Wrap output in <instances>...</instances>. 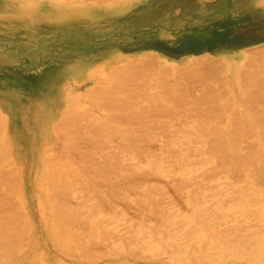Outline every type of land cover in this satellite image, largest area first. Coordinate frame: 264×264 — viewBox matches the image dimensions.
Instances as JSON below:
<instances>
[{
  "label": "rangeland",
  "instance_id": "1",
  "mask_svg": "<svg viewBox=\"0 0 264 264\" xmlns=\"http://www.w3.org/2000/svg\"><path fill=\"white\" fill-rule=\"evenodd\" d=\"M149 57L153 58L150 59ZM173 85H175V87ZM175 92L177 95L174 94ZM62 110L64 111L63 113H65L66 110L68 113L70 111V115L71 113L72 115L66 116L68 113L62 114ZM0 111L2 114L1 118H6H3V123L2 121L0 123V136L2 135L0 137V182H5L0 185V196L3 194V196L0 197V209H3V207L6 209H3V211L0 210V226L2 222L6 224L3 225V227H5L4 229L0 227V235L6 232V239L2 240L3 242L0 239L1 263L3 262V258H5L4 261L6 264H131L132 261V264H167L168 261L170 264L171 259V264H173V262L174 264H179L182 261L184 262L185 257L188 259L187 256L190 255V259H192V256L196 257V259L193 258L194 262H192L193 259L191 260L192 264L202 263L201 261L207 262L205 264H220V260L225 262H221L223 264H247L245 260L250 261V264H264V260L262 259L264 258V213L262 212L264 210V204H262V201H264V166H262L264 165V0H0ZM59 113H61L62 116H59ZM49 117H52V119L49 120ZM59 118L62 122L60 120L57 121L59 122L57 123L56 120ZM62 123H66V125L64 124L61 126ZM64 126L66 128H64ZM52 129L53 132H51ZM67 129L72 130V132L74 131L73 134H75V136L81 135L79 139L80 143H85L86 141L84 140L87 139L88 136V139L90 137L92 138V136H94L93 139H96L95 137L101 139L98 140L100 143L102 142V145L93 144L92 146V143H82V147L84 148H76L79 153L83 152L82 154H86L89 152L91 156V161H86L84 159L85 156H83L82 159L78 160L80 162H76V164H79L82 161L79 165V167L82 165V171L71 167L65 160L66 156L64 153L67 151L72 154L78 153L74 145H72L74 142H71L72 144H69L70 142L65 143L66 140H71L69 137H64V135L67 136ZM124 134H126V137H122ZM108 135H110L111 140ZM146 135H148L147 145L148 142H150L149 140L155 141H151L150 143V145L152 144V148L149 145L152 149V153L149 151V147H145ZM152 135L158 136V138L155 136L152 138ZM68 136L70 135L68 134ZM130 136L131 139L133 137L135 141L138 137V140L143 137V142L136 141V144H138V147L136 146L138 151L136 154L139 157H135L136 154L132 153L134 152V146L136 144L133 143V140H130ZM105 138L107 142L103 143V141H106ZM155 138L158 140H154ZM200 138L206 139L207 142L204 141V143L202 142L203 144H199L203 141L200 140V142H198ZM81 139H83V141ZM221 139L224 141L220 142L222 141ZM208 140L210 142H208ZM235 140L237 141L236 144ZM205 142L207 146H205ZM115 143H118V146ZM142 143L145 144L143 146L144 148L141 147ZM197 144H199L198 147L200 148L197 147ZM4 145L6 146L5 148ZM49 145L52 146L50 147ZM85 145L88 146L87 149H85ZM154 145L159 146L155 147ZM48 146L50 148H47ZM122 147L127 152L131 151V155L128 153L130 157L132 156L131 159L128 158L129 156L125 155L127 152L125 150L123 151ZM158 147H160V149L164 148V150L161 149L160 152H155ZM102 148H108L107 151H111V153L107 151L104 153L105 151H102ZM138 148L141 151H139ZM146 149L151 153H145L147 159L142 153L143 150V152H147ZM213 149L218 152L217 154L220 156L217 155L216 152L213 153ZM223 149L225 153L222 151ZM60 150H63L64 153L63 151L60 153ZM53 151H55V153ZM157 151H159V148ZM220 151L224 155L221 154ZM115 152L120 154H116ZM139 152L140 154H138ZM206 154H208V156H206ZM214 154L217 156H213ZM126 156L130 160L125 158ZM240 156L244 157L241 158ZM105 157H108V163L110 162L109 160H112L107 164L108 167L105 165L107 163L106 161L104 164ZM110 157L111 159H109ZM120 157L121 161L119 160V162L117 160L120 159ZM247 157L250 159V162H246ZM98 158L102 159L99 160ZM113 158L115 160L117 159L116 161L114 160L115 164ZM136 158L141 159H137L136 162ZM227 158L228 160H226ZM97 159L100 161L101 167ZM213 159L219 164L215 163ZM221 159L222 161L224 159V163H222ZM242 159L245 160L243 161ZM40 161L45 163V165H43V163L41 164ZM178 161H180V163H178ZM90 162L93 165L95 164L97 169H103V172L99 170L102 176L107 175L106 177H108L111 173V176H109L110 179L109 177L108 180L101 178L98 180L99 182H97L96 179H99L97 178L99 172H97L98 174L96 172V174H93L94 171L89 167L91 164ZM94 162L98 163L99 166ZM121 162H123L122 164L124 166ZM174 162H177L176 164H178L179 168L175 166L176 164H172ZM119 163L120 167L122 166L123 169L119 167ZM245 163H247L246 167H244ZM86 164H88L87 167L90 170L84 167L87 173L88 171L91 173V176L89 173L87 176V174H85L86 172H84L85 169H83V165ZM103 164L106 166L105 168ZM112 164L113 166L110 168ZM46 165H50L55 171H53L55 174L59 176L61 174L60 177L64 179L63 182H71L68 184L66 182V186L65 184L63 185V190L61 194L58 195L59 199L63 197V200H68V204L70 203L69 206H73L75 210L79 212V216L82 211L84 212L86 210L87 211L84 212L82 216H86L88 212L91 214V210L100 216L98 218L96 214H87V216L90 215L95 217H89L87 220H85V218L83 221L82 219L84 217L81 219L78 216L75 222L76 225H72V228L84 226L83 229L81 228L82 230L85 228L87 229L88 226H92L91 229H93L94 227L92 224H94L97 221L95 219L98 218L101 223L99 222L98 224L97 221L94 226L99 228H95L97 229L95 233L97 232L96 234H98L95 238L99 244L95 242V233L91 239L90 235H92L94 229L90 235L78 229V233L82 232L80 233L81 239L79 237V240H83L81 242H84L85 239L83 237L85 235H82L87 233L89 236H85V238H88L89 241H86L87 243H81V246H75V243H72L74 244L73 248L75 246L74 250L69 244V248H62L63 245L55 242L50 237L49 232L51 227L45 221L50 219V215L47 213L48 211L46 212L48 206L43 202L45 194L39 190V186L43 184L39 174ZM145 165L151 166V168ZM172 165L175 168H173ZM222 165H224V168L226 166V170H223L224 168ZM243 167L247 170V173ZM114 168H116V170H113ZM97 169H95V171ZM107 169L108 171L106 172ZM146 170L147 173L145 172ZM231 170L233 172H231ZM104 171L106 175H103L105 174ZM134 172H136V175ZM230 172L232 174L231 176H229ZM144 173H146V175H144ZM205 173L208 175V178ZM4 174H6V176ZM83 174L86 177L83 176ZM115 176L117 178H115ZM239 176H241L243 180L240 179L241 177ZM111 178L116 180L113 179V181H110L112 180ZM244 178L247 180L250 179V182L245 180L247 186L245 185ZM13 181L16 185H14L15 183ZM185 181H187V183ZM192 181L195 184L191 183ZM240 181L243 182L244 186ZM182 183H184V186H181ZM249 183H251V186H248ZM254 183L255 185L257 184L256 186L258 188L261 185L259 188L261 191L259 189H257L258 191L256 190L257 187H255ZM69 184L70 186H68ZM13 185L15 187H13ZM113 185L116 188H114ZM150 186L155 189H152ZM232 186H235L234 191H236L238 187V189L244 190L246 194L247 191L245 188L247 187L248 189L250 187L249 189H255L257 193L253 190L255 194H252L253 196L250 194V198L247 195V199L244 192L243 194L246 198L243 195L242 197L239 196L242 191L237 190L238 193H236V191L233 194ZM68 188L70 190H68ZM117 188H119V190ZM179 188H181L180 191H182V193L188 189L183 195L185 196L186 194L185 198L187 196L190 197H187L190 202L187 201V203H185V199L182 198L184 196L177 190ZM147 190H152V194ZM229 191L232 192V196L235 197L238 195V200H242L237 201L235 197L234 200L236 201L233 200L234 202H232L233 197ZM112 192L117 194L114 195ZM239 192L241 193L239 194ZM253 192L249 190V193ZM261 192L263 195H261ZM192 195H194V197ZM258 195L259 197H257ZM153 196L155 202L152 199ZM90 197H92L91 200H94V202L96 201L98 206L94 202V204L92 203L91 205L90 203V205L97 206V208L95 207L96 209H98V207L100 209L104 207L101 209L103 211L99 210L100 213H98L99 211L97 210L98 212H95L94 207L88 206L89 208H87ZM155 197H157V199ZM78 198L80 200L79 202ZM102 198H105V201ZM128 198L132 199L129 200ZM228 198L231 199V202ZM97 199H99L101 203ZM120 199L125 203L119 201ZM244 199H246L244 205L246 201V204H248L250 200L249 206L247 205L248 207L246 205L245 207L242 206ZM254 200L259 202L255 203ZM181 201L184 202L182 203ZM191 201H193L194 205ZM8 202H13V205H15L13 206L11 204L10 209ZM82 203L86 210L82 209L84 208ZM98 203L102 206H99L100 204ZM145 203L148 205L146 206ZM154 203H157V205L155 204L156 209L154 208ZM114 204H117V207ZM238 204H241L242 207H240V205L238 206ZM203 207H206V209L207 207L214 208L212 209L214 212L212 211L210 212L211 214H208L209 212H205L206 210ZM143 208L146 209V211ZM153 208L154 211L152 210ZM195 208L198 212L195 211ZM201 208H203V213L201 212ZM211 208H208L209 210L207 211H210ZM258 208L260 209L259 211ZM89 209L91 210L88 211ZM192 209H194L196 213L193 214ZM158 210L159 213L157 212ZM189 210H191L193 214H191L192 218H189V214L191 213ZM250 210L253 211V213L256 212V210L257 212L253 215ZM16 211H19V213L17 214ZM104 211H108V213L105 214V216L107 215V223H105V216L101 213ZM78 212L77 214L75 213V215H78ZM199 212L201 213L199 214ZM10 213H12L11 215H14L15 218L11 216ZM155 213H158V217L154 215ZM101 214L104 217H102ZM159 214H161L162 220H165V223L161 220V217L159 218ZM164 214L166 216H163ZM195 214H199L200 216L198 217V215L196 216ZM19 216L21 220H19V218H17L18 220L16 219V217ZM132 216L137 217V221L133 220ZM195 216L197 220L201 217V219L208 218V220H202V226H200V221L193 220V222L190 223V221H192L191 219H194ZM209 216L211 217L209 218ZM10 217L15 221L10 220L11 222L8 223ZM165 217L171 221L164 219ZM91 219L93 220L91 221ZM100 219L103 220L101 221ZM131 220L136 223L138 222V226ZM172 220L173 223L175 222L174 225L177 228H181V224L184 225V222H186V228L182 227L183 230L188 231L190 228V231L193 232L194 229L199 231L200 228V234H205L203 235L204 239L203 236L198 238L196 234H194L197 230L192 233L196 236L194 237L191 236L190 231H184V233L183 230L179 228V230L177 228L172 229L174 225H167L166 227L168 229L165 228L164 225H166V223L169 224L168 221L173 224ZM188 220L192 227L196 226L194 224H200L198 225L200 227L196 226L193 229L188 223ZM28 221L30 222L28 223ZM153 221L155 222L152 223ZM83 222H87L85 223L87 226L83 224ZM89 222L93 223L89 225ZM145 222L146 228L143 226ZM140 223L142 224V229L144 227L143 230L146 236H144L145 233L141 231V227L139 228ZM150 223L152 224L150 225ZM155 223L158 226L162 225V231L157 225L153 226ZM11 224L13 226H11ZM27 224H31V227ZM77 224H79L80 227ZM148 224L151 226L150 228L155 229L156 233H159L156 234L154 233L155 231H152L151 234L150 230V234L156 236L154 242H152V238H155L154 236H151L149 239L150 234L148 229L150 228H148ZM100 225L102 227H100ZM247 225L249 226L247 227ZM8 226H10V229ZM14 226L19 229H21L22 226L21 232L25 229V235L17 229V231H15V228L13 230ZM203 226H205L204 228H206V226L211 227L209 228V232L207 229L201 228ZM238 227H243V229L245 227V229L247 228L248 230L246 229L244 231L242 228ZM6 228H8L11 233L14 231L12 233L15 235L14 240L12 239L14 236H10L12 234L7 232L8 230ZM102 228L104 232H106L104 237ZM130 228L132 229L130 230ZM156 228L160 231H157ZM212 228L213 230H211ZM219 228H221L222 233L227 228L221 237L218 236V233H214V235L212 233L214 230H216L215 232L218 230L221 232ZM233 228L234 231H232ZM5 229L7 231H5ZM145 229L148 231L146 232ZM235 229L238 230L236 231ZM203 230H206L208 234ZM251 230L256 231V233ZM164 232L166 233L163 237ZM186 232L189 234L188 236ZM199 232H197L198 236H200ZM226 232L231 234L228 235ZM161 233L163 234L161 235ZM209 234L210 236H208ZM215 235H217L218 238ZM223 235L229 236L230 238H228L231 240L229 241V239ZM107 236L110 237L109 239L112 243ZM141 236L144 239H142ZM160 236L162 238H160ZM169 237L172 241L169 240ZM192 237L195 239L198 238V242ZM222 237L223 239L226 238L224 241L228 244L233 242L230 243L231 246L233 245L231 247L232 249L229 248L230 244L228 245L224 241L223 244H219L222 241ZM7 238L10 239L8 240ZM98 238L100 240H98ZM219 238L221 241L218 243ZM22 239L25 240L21 241ZM102 239L105 242L102 241ZM136 239H139V242ZM141 239L147 242L142 243L140 242ZM167 239L170 243L169 241L166 242ZM207 239L210 240L209 245L207 244L208 241H204ZM214 239L216 241H213ZM10 240L13 241L10 243ZM17 240H20V242ZM161 240H164L169 246L166 244V247L163 242L161 243L162 245L159 244L161 247L158 246ZM200 240L204 241V246L207 244L206 246L209 248L206 246L201 248L200 246L203 244ZM4 241H6L7 244L10 243L11 246L9 244L6 245ZM14 241L16 244L13 243ZM101 241L102 243H100ZM121 241H124V244L123 242L121 243ZM135 241L139 243H135L137 248H135L136 245L133 243ZM126 242H128V244ZM148 242H152L151 245ZM186 242L190 245L194 244V246L192 245L194 248H191L190 245L189 247ZM212 242L213 244H210ZM1 243H4V245ZM94 243L96 245L91 248H99L100 252L97 250L96 253V249L92 251L91 248H89V246H93ZM144 243L147 247L143 245ZM85 244L89 245L85 246ZM125 244H127L129 248H127ZM129 244L133 247L135 245L134 248L131 246L133 252L130 250ZM140 244L144 247H140ZM115 245L117 247H115ZM82 246L84 247L82 248ZM157 246L159 249L162 248V246L166 248L167 253L165 252L166 249L164 250V248H162L163 251L161 249L158 250ZM76 247L82 249L78 251ZM107 247H109L110 250L107 249ZM198 247H200L201 250L198 249ZM242 247L243 253L240 251V254L239 250H241ZM101 248L105 249L102 250ZM244 248L245 251L248 249L246 251L247 254L244 252ZM71 249L72 252H70ZM6 250L7 252L5 253ZM149 250L158 252L157 255L160 254L159 251H162L163 254L161 253V255H165H159V257L156 256L155 258V253V255L147 258L150 254ZM216 250L218 253H213ZM105 251L106 253H104ZM235 251H238V253ZM259 251L262 255H258ZM183 252L186 254H183V257L180 256V258L182 257L181 261L179 262L180 259L175 257L177 258L175 263L173 258L176 255L174 254H178L179 257V254ZM147 253L149 254L147 255ZM190 253H193V255ZM81 254L83 258L84 255L88 256L85 257L87 260L85 258L83 259ZM198 254H201L203 257L207 256V258L202 257L201 259L200 257V261ZM98 255L101 256V258ZM146 255L147 257H145ZM218 255L220 256L218 257ZM153 256L154 258H152ZM211 256H213V258L216 257V260ZM255 256L260 257L259 260L258 258L256 259ZM157 257L159 259H157ZM163 257L166 259L168 258L167 261L164 259L165 262H163ZM253 257L256 262H254ZM160 258L162 260H160ZM9 259L14 261H9ZM203 259L207 260L205 261ZM209 260L213 261L209 262ZM57 261L59 263H57ZM189 261L184 263L191 264ZM2 264H4V262Z\"/></svg>",
  "mask_w": 264,
  "mask_h": 264
},
{
  "label": "bare ground",
  "instance_id": "2",
  "mask_svg": "<svg viewBox=\"0 0 264 264\" xmlns=\"http://www.w3.org/2000/svg\"><path fill=\"white\" fill-rule=\"evenodd\" d=\"M149 58H150V57H149ZM152 58H153V57H152ZM152 58H150V59H152ZM154 60H155V59H154ZM146 61H148V60H146ZM146 61H145V62H146ZM152 61H153V60H152ZM136 62H137V61H136ZM150 62H151V61H150ZM129 63H130V62H129ZM131 63H132V62H131ZM152 63H153V62H152ZM127 64H128V63H127ZM165 64H166V63H165ZM128 65H129V64H128ZM166 66H167V65H166ZM168 67H169V65H168ZM168 67H167V68H168ZM173 84H174V83H173ZM158 85H159V84H158ZM164 86H165V85H164ZM173 86L175 87V85H173ZM156 87H157V86H156ZM165 87H166V86H165ZM167 87H169V86H167ZM170 87H171V86H170ZM178 88H179V86H178ZM163 89H164V88H163ZM171 89H172V88H171ZM176 89H177V88H176ZM173 90H174V89H173ZM174 91H175V90H174ZM168 92H169V91H168ZM172 92H173V91H172ZM178 92H179V91H178ZM166 93H167V92H166ZM174 94L177 95L176 92H175ZM164 95H166V94H164ZM172 95H173V93H172ZM166 96H168V95H166ZM170 97H171V96H170ZM170 97H169V99H170ZM174 97H175V96H174ZM172 98H173V96H172ZM53 100H54V99H53ZM38 108H39V107H38ZM59 110H60V109H59ZM37 111H38V110H37ZM39 111H40V110H39ZM66 111H67V110H66ZM66 111H65V113H68V112H66ZM0 112H1V111H0ZM18 112H19V111H18ZM61 112H62V114H65V113H63V112H64L63 110H62ZM71 112H72V111H71ZM62 114L59 113V116H62ZM51 115H52V113H51ZM71 115H72V113H71ZM71 115H70V111H69L68 115H66V116H71ZM59 116H58V117H59ZM1 117H2V114L0 113V123H1V121H2V123H3V118H5V117H3V118H1ZM52 117H53V116H52ZM52 117H51V118L49 117V118H50L49 120H51ZM1 119H2V120H1ZM5 119H6V118H5ZM60 120H61V119L59 118L58 120H56V122H57V121H60ZM61 122H62V120H61ZM61 122H60V123H61ZM63 122H64V121H63ZM57 123H59V122H57ZM51 124H52V123H51ZM51 124H50V125H51ZM64 124L66 125V123H62V125H61V124H60V125L63 126ZM1 125H2V124H1ZM4 125H5V124H4ZM45 125H46V124H45ZM48 125H49V124H48ZM48 125H47V126H48ZM55 125H56V124H55ZM55 125H54V126H55ZM58 125H59V124H58ZM29 126H30V125H29ZM31 126H32V125H31ZM54 126H53V127H54ZM48 127H49V126H48ZM48 127H47V128H48ZM3 128H4V127H3ZM49 128H50V127H49ZM64 128H66V127L64 126ZM64 128H63V129H64ZM61 129H62V128H61ZM2 130H3V129H2ZM46 130H47V129H46ZM67 130H68V131H67ZM67 130H66L67 136L64 135V137H65V138H66V137H69L71 140H70V141H67V140H66L65 143L70 142L69 144H72V143L74 142L72 145H74L75 150H76V152H78V153H73V154H72V153H70V152H68V151H67L66 153H64L63 150H60V153H62L61 151H63V153H64L65 156H66V159H65V160L68 162V163H67L68 165H70L71 167L76 168V169H79L80 171H82V167H81L82 165L80 166L81 168L79 167V165L82 163V161H81V163H79V164H76V162H77L78 160L82 159L83 156H85L84 159H85L86 161H91V156H90L89 152L86 153V154H82L83 152H82V153H79V151H78L77 149H79V148L82 147V143H83V144H86V143H92V146H93V144H101L102 142H101V143L99 142V140H101V139H99V138H97V137H95L96 139H93L94 136H92V138L90 137L91 139H90V138L88 139L89 136L87 135V136H88V137H87L88 141H87V139H85V140H84V141H86L85 143H84V142H81V143H80V142H79V141H80L79 139H80V136H81V135H78V136L76 135V136H75V134H73L74 131L72 132V130H70V129H67ZM0 131H1V130H0ZM51 132H53V129H52ZM51 132H50V133H51ZM70 132H71V133H70ZM2 133H3V131H2ZM46 133H47V132H46ZM0 134H1V133H0ZM68 134H69L70 136H68ZM49 135H50V134H49ZM1 136H2V135H1ZM1 136H0V137H1ZM46 136H47V135H46ZM99 136H101V135H99ZM106 136H107V135H106ZM108 136H109V139H110V135H108ZM146 136H147V138H146V140H145V141H146L145 144L147 143V140H148V135H146ZM152 136H153V135H152ZM154 136H155V135H154ZM154 136H153L152 138H154ZM122 137H126V134H124V136L122 135ZM149 137H150V136H149ZM155 137L158 138V136H155ZM200 137H201V136H200ZM209 137H210V136H209ZM2 138H3V137H2ZM54 138H55V137H54ZM82 138H83V137H82ZM100 138H101V137H100ZM102 138H103V135H102ZM111 138H114V137H111ZM138 138H139V137H138ZM138 138L136 139V141L138 140ZM142 138H143V137H142ZM142 138H140L138 141L143 142L144 140L142 141ZM152 138H149V139H152ZM156 138H155L154 140H156ZM204 138H207V137H204ZM210 138H211V137H210ZM98 139H99V140H98ZM105 139H106V138H105ZM107 139H108V137H107ZM107 139H106L105 142L103 141V143H106V142H107ZM109 139H108V140H109ZM126 139H127V138H126ZM133 139H134V138L132 137V139H131V136H130V140L132 141ZM212 139H214V138H212ZM233 139H234V138H233ZM233 139H232V140H233ZM0 140H1V139H0ZM47 140H48V139H47ZM64 140H65V139H64ZM81 140L83 141V139H81ZM110 140H111V139H110ZM157 140H158V139H157ZM157 140H156V141H157ZM200 140H203V141H201V143H199V144H203L204 141H206V139L204 140V139H201V138H200V139L198 140V142H200ZM221 140H222V139H221ZM136 141L133 140V143L136 144ZM149 141H150V142H148V145L146 144V146H145L146 148L149 147L151 141H152V142H155V141H153V140H149ZM212 141H213V140H212ZM223 141H224V140H222V141H220V142H223ZM235 141H236V140H235ZM5 142H7V141H5ZM33 142H34V139H33ZM71 142H72V143H71ZM98 142H99V143H98ZM198 142H197V143H198ZM202 142H203V143H202ZM206 142H207V141H206ZM206 142H205V146H207ZM208 142H210V141L208 140ZM225 142H226V141H225ZM211 143H212V142H211ZM231 143H232V142H231ZM236 143H237V141L235 142V144H236ZM69 144H68V145H69ZM115 144H116V143H115ZM115 144H113V145H115ZM117 144H118V143H117ZM117 144H116V145H117ZM145 144L142 143V144H141V145H142L141 147L144 148L143 146H144ZM199 144H197V147H198ZM218 144H219V141H218ZM220 144H221V143H220ZM0 145H1V144H0ZM42 145H43V144H42ZM88 145H89V144H88ZM101 145H102V144H101ZM113 145H112V146H113ZM116 145H115V146H116ZM208 145H209V143H208ZM210 145H211V144H210ZM49 146H50V145H49ZM49 146H48L47 148H50L52 145H51L50 147H49ZM54 146H56V145H54ZM54 146H53V148H54ZM83 146H84V145H83ZM89 146H90V145H89ZM99 146H100V145H99ZM117 146H118V145H117ZM119 146H120V145H119ZM136 146L138 147V144H136V145L134 146V147H135V148H134V152H132V153H134V154H136V152H138L137 149H136ZM151 146H152V144L150 145V147H151ZM154 146H155V145H154ZM157 146H159V145H156L155 147H157ZM202 146H203V145H202ZM215 146H216V144H215ZM215 146H214V147H215ZM218 146H219V145H218ZM0 147H1V146H0ZM2 147H3V146H2ZM5 147H6V146L4 145V148H5ZM28 147H29V146H28ZM85 147H86L85 149H87L88 146L85 145ZM113 147H114V146H113ZM113 147H112V148H113ZM150 147H149V148H150ZM161 147H162V145H161ZM197 147H196V148H197ZM216 147H217V146H216ZM216 147H215V148H216ZM220 147H221V146H220ZM57 148H58V147H57ZM66 148H67V147H66ZM76 148H77V149H76ZM82 148H84V147H82ZM82 148H81V149H82ZM96 148H97V147H96ZM109 148H110V147H109ZM118 148H119V147H118ZM120 148H121V147H120ZM122 148H123V147H122ZM139 148H140V147H139ZM139 148H138V149H139ZM151 148H152V147H151ZM151 148H150L149 151L152 153V149H151ZM158 148H159V151H157ZM158 148H157V150H155V152H160L161 149L164 150V148H161V149H160V147H158ZM165 148H166V146H165ZM198 148H200V147H198ZM207 148H208V147H207ZM51 149H52V148H51ZM61 149H62V148H61ZM104 149H106V150H104ZM104 149L102 148L101 150H102V151H105L104 153H106V151H107L108 148H104ZM113 149H114V148H113ZM154 149H156V148H154ZM68 150L70 151L69 148H68ZM116 150H117V149H116ZM118 150H119V149H118ZM124 150H125V149L123 148V151H124ZM144 150H145V149H144ZM144 150H143V151H144ZM146 150H147V149H146ZM196 150H197V149H196ZM196 150H195V151H196ZM198 150H199V149H198ZM204 150H205V149H204ZM211 150H212V149H211ZM213 150H214V149H213ZM229 150H230V149H229ZM229 150H228V152H229ZM232 150H233V149H232ZM234 150H235V149H234ZM45 151H46V148H45ZM57 151H58V150H57ZM65 151H66V150H65ZM120 151H121V150H120ZM125 151H126V150H125ZM139 151H141V150L139 149ZM143 151H142V153L144 154V156H145V153H146V154L149 153L148 150H147V152H146V151L143 152ZM222 151H224V153H225V150H224V149H223ZM53 152L55 153V151H53ZM73 152H74V150H73ZM107 152H110V153H111V151H107ZM126 152H127V151H126ZM153 152H154V151H153ZM202 152H203V151H202ZM206 152H207V151H206ZM212 152L214 153V152H216V151L214 150V151H212ZM220 152H221V151H220ZM220 152H219V153H220ZM226 152H227V150H226ZM232 152H234V151H232ZM68 153H70V154H68ZM115 153H116V152H115ZM122 153H124V152H122ZM128 153H130L129 155H131V151H130V152H127V154H125V155L129 156ZM151 153H149V154H151ZM203 153H204V152H203ZM213 153H211V154H213ZM217 153H218V152H216V154H217ZM64 154H63V155H64ZM116 154H120V153H116ZM134 154H132V155H134ZM138 154H140V152H139ZM143 154H142V155H143ZM149 154H148V156H149ZM154 154H155V153H154ZM156 154H157V153H156ZM190 154H192V153H190ZM200 154H201V153H200ZM216 154H214L213 156H217V155H219V154H217V155H216ZM221 154H223V153L221 152ZM230 154H231V153H230ZM232 154H233V153H232ZM252 154H254V153H252ZM46 155H48V154H46ZM57 155H58V153H57ZM57 155H56V156H57ZM60 155H61V154H60ZM60 155H59V157H60ZM107 155H108V154H107ZM112 155H113V154H112ZM203 155H205V154H203ZM223 155H224V154H223ZM226 155H229V154H226ZM257 155H258V154H257ZM43 156H44V154H43ZM53 156H55V155H53ZM109 156H110V155H109ZM109 156H108V157H109ZM119 156H120V155H119ZM122 156H123V155H122ZM127 156H126L125 158H127ZM206 156H208V154H206ZM219 156H220V155H219ZM255 156H256V153H255ZM62 157H63V156H62ZM108 157H107V158H108ZM111 157H112V156H111ZM111 157H110L109 159H111ZM131 157H132V156H131ZM131 157L129 156L128 158L131 159ZM135 157H139V156L136 154ZM135 157H134V158H135ZM141 157H142V156H141ZM240 157H241V156H240ZM243 157H244V156H243ZM243 157H241V158H243ZM249 157H250V156H249ZM258 157H259V156H258ZM258 157H257V158H258ZM4 158H5V157H4ZM43 158H44V157H43ZM52 158H53V157H52ZM52 158H51V159H52ZM55 158H56V157H55ZM103 158H104V156H103ZM107 158L105 157V159H107ZM128 158H127V159H128ZM145 158H146V156H145ZM175 158H176V157H175ZM215 158H216V157H215ZM220 158H221V157H220ZM225 158H226V157H225ZM5 159H6V158H5ZM45 159H46V158H45ZM49 159H50V158H49ZM98 159H99V158H98ZM98 159H97V161H98ZM100 159H102V158H100ZM100 159H99V160H100ZM105 159H104V164H105V161H106V162L108 161V159H107V160H105ZM130 159H128V160H130ZM132 159H133V158H132ZM137 159H141V158H136L135 161H136ZM142 159L144 160L143 157H142ZM146 159H147V158H146ZM176 159H177V158H176ZM217 159H218V158H217ZM237 159H238V157H237ZM237 159H236V160H237ZM43 160H44V159H43ZM43 160H42V161H43ZM114 160H115V159L113 158V161H114ZM116 160H117V159H116ZM116 160H115V161H116ZM119 160L121 161V157H120V159H118L117 161H119ZM210 160H211V159H210ZM210 160H209V161H210ZM213 160H214V159H213ZM226 160H228V158H227ZM242 160H243V159H242ZM242 160H241V162H242ZM244 160H245V159H244ZM244 160H243V161H244ZM249 160H250V159H248V157H247L246 162L249 161ZM2 161H4V160H2ZM52 161H53V160H52ZM54 161H55V160H54ZM97 161H96V162H97ZM109 161L111 162L112 160H109ZM115 161H114V164H115ZM120 161H119V162H120ZM145 161H146V160H145ZM173 161H174V160H173ZM173 161H172V162H173ZM180 161H181V160H180ZM180 161H178V163H180ZM209 161H208V162H209ZM214 161H215V160H214ZM218 161H219V160H218ZM221 161H222V159H221ZM223 161H224V159H223ZM223 161H222V163H224ZM234 161H235V160H234ZM238 161H239V160H238ZM43 162H44V161H43ZM43 162L40 161L41 164H42ZM78 162H80V161H78ZM96 162H94V163H96ZM98 162L100 163V161H98ZM110 162H109V163H110ZM136 162H137V161H136ZM141 162H142V161H141ZM182 162H184V161H182ZM210 162H211V161H210ZM236 162H237V161H236ZM236 162H235V163H236ZM241 162H240V163H241ZM249 162H250V161H249ZM249 162H248V163H249ZM258 162H259V160H258ZM0 163H1V161H0ZM2 163H3V162H2ZM87 163H88V162H87ZM90 163H91V162H90ZM90 163H89V164H90ZM102 163H103V161H102ZM109 163L107 162L105 165L108 167L107 164H109ZM122 163H123V162H121V164H122ZM176 163H177V162H174V163H172V164H176ZM211 163H212V162H211ZM215 163H218V162L215 161ZM220 163H221V162H220ZM238 163H239V162H238ZM104 164H103V165H104ZM116 164H117V163H116ZM147 164H148V163H147ZM182 164H183V163H182ZM218 164H219V163H218ZM241 164H242V163H241ZM246 164H247V163H245V166H244V167L247 166ZM2 165H3V164H2ZM43 165H45V163H43ZM87 165H88V164L83 165V169H85V171H84V170H83V171L86 172L85 174H87V176H88L89 171H88V173H87L86 168H85V167H87ZM96 165H98V163H96ZM103 165H102V167H103ZM105 165H104V168L106 167ZM122 165H123V164H122ZM138 165H139V164H138ZM138 165H137V166H138ZM143 165H144V164H143ZM143 165H142V166H143ZM150 165H151V164H150ZM152 165H153V164H152ZM216 165H217V164H216ZM216 165H215V166H216ZM225 165H226V163H225ZM235 165H236V164H235ZM242 165H244V164H242ZM248 165H250V164H248ZM255 165H256V164H255ZM0 166H1V165H0ZM11 166H13V165H11ZM39 166H40V164H39ZM39 166H38V167H39ZM70 166H69V167H70ZM84 166H85V167H84ZM98 166H99V165H98ZM110 166H111V167H110ZM110 166H109V167L112 168L113 164L110 165ZM123 166H124V165H123ZM135 166H136V165H135ZM145 166H148V165H145ZM175 166H176L177 168H179V167H178V164H176ZM219 166H220V165H219ZM250 166H252V165H250ZM262 166H264V165H262ZM6 167H7V166H6ZM9 167H10V166H9ZM89 167L92 169V171H94L93 174H94L95 172H96V173L99 172L98 177L96 176L97 178H99V179H96L97 182H99L98 180H100L101 178L104 179V180H108V177L111 176V173L108 172V173H110V175H109L108 177H106V176H107V175H106V172L108 171V169L106 170V172L104 171L105 174H103V175H106V176H102V173H100L99 170H101V171L103 172V169H99V168L97 169V166L95 167V164L93 165L92 163L89 165ZM100 167H101V163H100ZM115 167H116V166H115ZM119 167H120V163H119ZM121 167H122V166H121ZM121 167H120V168H121ZM125 167H126V166H125ZM148 167H149V166H148ZM172 167H173V165H172ZM217 167H218V166H217ZM217 167H216V168H217ZM222 167L224 168V165H222ZM240 167H242V166H240ZM244 167H243V168H244ZM253 167H254V166H253ZM258 167H259V166H258ZM4 168H5V167H4ZM116 168H117V167H116ZM116 168H114L113 170H116ZM139 168H140V166H139ZM145 168H146V167H145ZM149 168H151V166H150ZM173 168H175V167H173ZM235 168H236V167H235ZM249 168H251V167H249ZM262 168H263V167H262ZM35 169H37V168H35ZM57 169H58V168H57ZM93 169H94V170H93ZM95 169H97V170L95 171ZM122 169H123V167H122ZM134 169H135V168H134ZM143 169H144V168H143ZM220 169H221V168H220ZM227 169H228V168H227ZM232 169H233V167H232ZM238 169H239V168H238ZM258 169H259V168H258ZM4 170H5V169H4ZM15 170H16V169H15ZM79 170H78V171H79ZM87 170H90V169L87 167ZM110 170H111V169H110ZM127 170H128V169H127ZM138 170H139V169H138ZM223 170H226V166H225V168H224ZM240 170H241V168H240ZM244 170H245V168H244ZM2 171H3V170H2ZM53 171H54V170H53V168H51L50 165H49V166H48V165L44 166V168L41 170V173H40V171L38 170V172L40 173L39 176H41V177H40V180H41V178H42L41 181H42V183H43V184H41V186H39V187H40L39 190L42 191V192L45 194V198H44V201H43V202H44V204H45V203L47 204V206H48V210H46V212L48 211L47 213L50 215V216H49L50 219L45 220V221H46L47 224L51 227L50 232H49V233H50V237H51L55 242L59 243L60 245H63L62 248H63V247H64V248H65V247H68V244H69V246H71V248H73V245H74V244H72V243H75V246H76V245L79 246L81 243L83 244V243L86 242V241L88 242L89 239L87 238V239H88V240H87V239L85 238V236L88 237V236L90 235V233L93 232V229H94V232L92 233V235H90V236H91V239H92V236L94 235L95 230L97 231V229H95L97 226L95 227L94 224L97 223V221H98V224H99L100 221L98 220V218H99L100 216H98V214L94 213L91 209H89L88 211L91 210V214H92V215H95V214H96V215L98 216V218L95 219V220H97V221H96L94 224H92V223H93L95 220H94L92 223H90L94 218L91 219V221L88 223L89 225L92 224L94 228L91 229L92 226H88L87 229L85 228L84 230H82L84 226H83V227H80L79 224H77V225H79L80 228H77V227H75V228L73 227V228H72V225L74 226L75 222L77 221L76 219H77V217L79 216V212L76 211L75 208H74L72 205H71V206H72L74 209H73L72 207L69 206L70 203L68 204V200H67V201H66V200H63V197H62V198L60 197V199H59V196H58V195L61 194V192H62V190H63V185H64L67 181H66V182H65V181L63 182L64 179H62V177H60L61 174H60V176H59L58 174H55V173H54L55 171H54V172H53ZM57 171H58V170H57ZM257 171H258V170H257ZM7 172H8V171H7ZM84 172H82V173H84ZM138 172H139V171H138ZM145 172L147 173V170H146ZM152 172H154V171H152ZM152 172H151V173H152ZM202 172H203V171H202ZM202 172H201V173H202ZM225 172H226V171H225ZM231 172H233V171L231 170ZM231 172H230V175H229V176L232 175ZM237 172H238V171H237ZM242 172H243V171H242ZM245 172L247 173V170H245ZM252 172H253V171H252ZM258 172H259V171H258ZM5 173H6V172H5ZM14 173H15V172H14ZM96 173H95V174H96ZM108 173H107V174H108ZM126 173H127V171H126ZM134 173H135V175H136V172H134ZM146 173H144V175H146ZM149 173H150V172H149ZM243 173H244V172H243ZM243 173H242V175H243ZM253 173H254V172H253ZM2 174H3V173H2ZM7 174H8V173H7ZM89 174H90V176H91V173H89ZM93 174H92V175H93ZM97 174H98V173H97ZM130 174H131V173H130ZM228 174H229V172H228ZM239 174H240V173H239ZM256 174H257V173H256ZM4 175L6 176V174H4ZM81 175H82V174H81ZM128 175H129V174H128ZM131 175H132V174H131ZM152 175H153V174H152ZM201 175H202V174H201ZM205 175H206V173H205ZM248 175H249V173H248ZM248 175H247V176H248ZM250 175H252V174H250ZM258 175H259V174H258ZM261 175H262V174H261ZM9 176H10V175H9ZM17 176H18V175H17ZM17 176H16V177H17ZM62 176H63V175H62ZM83 176H85V175L83 174ZM100 176H101V177H100ZM207 176H208V175H206V177H207ZM244 176H245V175H244ZM10 177H11V176H10ZM13 177H14V176H13ZM85 177H86V176H85ZM93 177H94V176H93ZM113 177H114V176H113ZM239 177H241V176H239ZM251 177H252V176H251ZM4 178H5V177H4ZM63 178H65V177H63ZM115 178H117V177L115 176ZM118 178H119V177H118ZM202 178L206 179L205 177H202ZM207 178H208V177H207ZM246 178H247V177H246ZM246 178H244V182H245V180H246V181H249V180H250V179L247 180L248 178H247V179H246ZM8 179H9V178H8ZM12 179H13V178H12ZM16 179H17V178H16ZM16 179H15V180H16ZM65 179H66V178H65ZM109 179H110V177H109ZM111 179H112V180H110V181H113L114 178H111ZM232 179H234V178H232ZM240 179L243 180L242 177H241ZM2 180H3V179H2ZM6 180H7V179H6ZM6 180H4V181H6ZM10 180H11V179H10ZM13 180H14V179H13ZM114 180H116V179H114ZM120 180H121V179H120ZM136 180H137V179H136ZM136 180H135V181H136ZM236 180H237V179H236ZM238 180H239V178H238ZM0 181H1V180H0ZM11 181H12V180H11ZM260 181H261V180H260ZM13 182H14V181H13ZM69 182H70V181H68L67 184H68ZM90 182H91V181H90ZM90 182H89V183H90ZM185 182L187 183V181H185ZM249 182H250V181H249ZM253 182H254V181H253ZM256 182H257V181H256ZM261 182H263V181H261ZM2 183L4 184L5 182H0V185H1ZM11 183H12V182H11ZM14 183H15V182H14ZM18 183H19V182H18ZM70 183H71V182H70ZM86 183H88V182H86ZM86 183H85V184H86ZM180 183H181V182H180ZM191 183H193V181H192ZM191 183H190V184H191ZM240 183L244 186L243 182L240 181ZM258 183H259V182H258ZM6 184H8V183H6ZM91 184H92V183H91ZM91 184H90V185H91ZM183 184H184V183H182V185H181V184H180V185H181V186H184ZM188 184H189V182H188ZM193 184H195V183H193ZM247 184H248V182H247ZM250 184H251V183H249L248 186H251ZM14 185H16V183H15ZM14 185H13V187H15ZM74 185H75V184H74ZM135 185H136V184H135ZM145 185H146V184H145ZM231 185H232V184H231ZM245 185H246V182H245ZM254 185H255V183H254ZM256 185H257V184H256ZM256 185H255V187H257ZM258 185H259V184H258ZM4 186H5V185H4ZM35 186H36V185H35ZM65 186H66V184H65ZM68 186H70V184H69ZM71 186H72V185H71ZM79 186H80V185H79ZM94 186H95V185H94ZM147 186H149V185H147ZM181 186H180V187H181ZM187 186H188V185H187ZM189 186H190V185H189ZM246 186H247V185H246ZM263 186H264V185H263ZM263 186H262V187H263ZM7 187H9V186H7ZM89 187H91V186H89ZM113 187H114V185H113ZM126 187H127V186H126ZM150 187H152V186H150ZM178 187H179V186H178ZM178 187H177V188H178ZM185 187H186V184H185ZM191 187H192V185H191ZM230 187H231V186H230ZM232 187H233V186H232ZM234 187H235V186H234ZM234 187L232 188V189H233V194H234V192H236L237 190H238V191H242V189H241V190L238 189L237 186H236V187H237V188H236V191H234V190H235ZM260 187H261V185L259 186V188H260ZM5 188H6V187H5ZM64 188H65V187H64ZM74 188H76V187H74ZM74 188H73V189H74ZM114 188H116V187H114ZM120 188H121V187H120ZM132 188H133V187H132ZM134 188H135V187H134ZM239 188H240V187H239ZM249 188H250V187H249ZM249 188H248V189H249ZM251 188H252V187H251ZM253 188H254V187H253ZM259 188L257 187L256 190L259 189ZM263 188H264V187H263ZM65 189H66V188H65ZM92 189H94V188H92ZM100 189H101V188H100ZM117 189L119 190V188H117ZM152 189H155V188L152 187ZM156 189H158V188H156ZM180 189H181V188H179V189H177V190L180 191ZM182 189H183V188H182ZM184 189H185V188H184ZM186 189H187V188H186ZM243 189H244V187H243ZM245 189H246L247 193L245 194V192H244V190H243L242 193L239 192V194L241 193V195H239V196L242 197V195H243V196L245 197V195H246V197H247V199H248V196H249L250 194H251V195H252V194H255V193L253 192V190L255 191V189H253V190H252V189H249L250 192L252 191L253 193H249V190L247 189V187H246ZM4 190H5V189H4ZM15 190H16V189H15ZM68 190H70V189L68 188ZM83 190H84V189H83ZM187 190H188V189H187ZM187 190H186V191L183 190V191H185L184 193H186ZM259 190L261 191V189H259ZM13 191H14V190H13ZM71 191H72V190H71ZM77 191H78V190H77ZM89 191H90V190H89ZM95 191H96V190H95ZM132 191H133V190H132ZM147 191H148V190H147ZM151 191H152V190H150V191H148V192L151 193ZM157 191H158V190H157ZM157 191H156V192H157ZM175 191H176V190H175ZM238 191H237L236 193H238ZM257 191H258V190H257ZM257 191H255V192L257 193ZM66 192H67V191H66ZM117 192H118V191H117ZM148 192H147V193H148ZM158 192H160V191H158ZM180 192H181L180 194H182V195L184 194V193H182V191H180ZM229 192L231 193V196H232V192H231V191H229ZM243 192H244L245 195L243 194ZM40 193H41V192H40ZM40 193H39V194H40ZM64 193H65V192H64ZM68 193H69V192H68ZM85 193H86V192H85ZM90 193H91V192H90ZM96 193H97V191H96ZM98 193H99V191H98ZM112 193H113V192H112ZM118 193H119V192H118ZM122 193H124V192H122ZM125 193H126V192H125ZM153 193H154V191H153ZM6 194H7V193H6ZM6 194H4V195H6ZM16 194H17V193H16ZM66 194H67V193H66ZM70 194H71V193H70ZM70 194H69V195H70ZM73 194H74V193H73ZM113 194L115 195V194H117V193L114 192ZM120 194H121V193H120ZM151 194H152V193H151ZM176 194H177V193H176ZM226 194H227V193H226ZM40 195H41V194H40ZM75 195H76V194H75ZM77 195H78V193H77ZM122 195H123V194H122ZM147 195H148V194H147ZM149 195H150V194H149ZM153 195H154V194H153ZM155 195H156V193H155ZM157 195H158V194H157ZM178 195H179V194H178ZM188 195H189V194H188ZM190 195H191V194H190ZM228 195H229V194H228ZM235 195H237V194H235ZM247 195H248V196H247ZM251 195H250V196H251ZM256 195H257V194H256ZM256 195H255V196H256ZM259 195H260V194H259ZM259 195H258L257 197H259ZM261 195H263L262 192H261ZM261 195H260V196H261ZM2 196H3V194H2L0 197H2ZM6 196H7V195H6ZM46 196H47V198H46ZM71 196H72V195H71ZM95 196H96V195H95ZM99 196H100V195H99ZM104 196H105V195H104ZM117 196H118V195H117ZM127 196H128V195H127ZM127 196H126V197H127ZM179 196H180V195H179ZM179 196H178V197H179ZM183 196H184V195H183ZM185 196H186V194H185ZM185 196L182 197V198H184L185 201H186L185 203H187L188 198H190V197L187 196L188 198L186 197V198H187V200H186ZM192 196L194 197V195H192ZM192 196H191V200H192ZM231 196H230V197H231ZM237 196H238V195H237ZM237 196H235V197H236V200H237V201H241L242 199L240 198L241 200H238L239 197L237 198ZM250 196H249V198H250ZM252 196H253V195H252ZM255 196H254V197H255ZM7 197H8V196H7ZM41 197H42V195H41ZM74 197H75V196H74ZM76 197H77V196H76ZM83 197H84V196H83ZM85 197H86V196H85ZM88 197H89V196H88ZM93 197H94V196H93ZM122 197H123V196H122ZM122 197H121V198H122ZM124 197H125V196H124ZM150 197H151V195H150ZM157 197H159V196H157ZM157 197H155V198L157 199ZM227 197H228V196H227ZM232 197H233V198H232V202L236 201V200H234L235 197H234V196H232ZM246 197H245V198H246ZM64 198H65V197H64ZM91 198H92V197L89 198V199H90V202L88 203L89 205H88L87 202H86V204H87V208H89V207L92 205V203L94 202V200H91ZM96 198H97V196H96ZM100 198H101V197H100ZM105 198H106V197H105ZM105 198H104V199L102 198V199L105 201ZM252 198H253V197H252ZM252 198H251V199H252ZM260 198H261V197H260ZM2 199H3V198H2ZM42 199H43V198H42ZM61 199H62V201H61ZM83 199H84V198H83ZM86 199H87V198H86ZM93 199H94V198H93ZM125 199H126V198H125ZM128 199H129V198H128ZM131 199H132V198H130L129 200H131ZM152 199H153V201H154V196L152 197ZM156 199H155V200H156ZM175 199H176V198H175ZM180 199H181V198H180ZM184 199H181V200H184ZM195 199H196V198H195ZM195 199H194V200H195ZM253 199H255V198H253ZM256 199H257V198H256ZM263 199H264V196H263ZM46 200H47V202H46ZM81 200H82V199H81ZM97 200L99 201V199H97ZM117 200H118V197H117ZM135 200H136V199H135ZM139 200H140V199H139ZM141 200H142V198H141ZM147 200H148V199H147ZM228 200L231 202V199H230V198H228ZM233 200H234V201H233ZM245 200H246V199L243 200V205H242V206H244V207H245V205L247 206V205L250 203V200H249V201H248L249 203L246 204V202H247V201H246V202H245V205H244V201H245ZM257 200H258V199H257ZM6 201H7V200H6ZM8 201H9V200H8ZM79 201H80V200H79V198H78V202H79ZM87 201H88V200H87ZM91 201H92V202H91ZM101 201H102V200H101ZM107 201H108V200H107ZM111 201H112V200H111ZM119 201H122V200L120 199ZM143 201H144V200H143ZM156 201H157V200H156ZM229 201H228V202H229ZM252 201H253V200H252ZM254 201H255V203H256V202H259V201H256V200H254ZM4 202H5V201H4ZM13 202H14V201H13ZM13 202H12V203H11V202H8V203H9V207L11 206V204L13 205ZM99 202H100V201H99ZM122 202L125 203L124 201H122ZM131 202H132V201H131ZM140 202H141V201H140ZM154 202H155V201H154ZM178 202H179V201H178ZM181 202L183 203L184 201H181ZM188 202H190V201H188ZM191 202H192V204H193V201H191ZM214 202H215V201H214ZM214 202H213V205H214ZM263 202H264V201H262V204H264ZM2 203H3V202H2ZM16 203H17V202H16ZM80 203H81V202H80ZM90 203H91V205H90ZM94 203H96V201H95ZM94 203H93V204H94ZM100 203H101V202H100ZM100 203H98V204H100ZM106 203H107V202H106ZM132 203H133V202H132ZM149 203H150V202H149ZM185 203H184V204H185ZM235 203H237V202H235ZM240 203H241V202H240ZM251 203H253V202H251ZM0 204H1V203H0ZM4 204H7V203H4ZM71 204H72V203H71ZM110 204H111V203H110ZM112 204H113V203H112ZM145 204H146V203H145ZM155 204L157 205V203H154V205H155ZM192 204H191V205H192ZM211 204H212V203H211ZM215 204H216V203H215ZM241 204H242V203H241ZM241 204H238V206L240 205V207H242ZM7 205H8V204H7ZM14 205H15V204H14ZM14 205H13V206H14ZM96 205H97V203H96ZM106 205H108V204H106ZM114 205H115V204H114ZM116 205H117V204H116ZM116 205H115V206H116ZM147 205H148V204H146V206H147ZM154 205H151V206H154ZM156 205L154 206V208L156 207ZM185 205H186V204H185ZM191 205H189V206L192 207ZM193 205H194V204H193ZM253 205H254V204H253ZM82 206L84 207V204H83V203H82ZM88 206H89V207H88ZM97 206H98V205H97ZM97 206L94 205V206H91V207H94V208L96 207V208H97ZM99 206H102V205L100 204ZM143 206H144V205H143ZM236 206H237V204H236ZM248 206H249V205H248ZM248 206H247V207H248ZM251 206H252V205H251ZM256 206H257V205H256ZM256 206H255V207H256ZM2 207H3V206H2ZM45 207H46V206H45ZM75 207H76V205H75ZM80 207H81V206H80ZM110 207H112V206H110ZM113 207H114V206H113ZM116 207H117V206H116ZM136 207H137V206H136ZM193 207H194V206H193ZM211 207H213V206H211ZM211 207H207V209H206V207H205V208L203 207V208L206 210V211L204 210L205 212H207V213L209 212L208 214H211L210 212H212V211H213L212 209H214V208H211ZM255 207H253V208H255ZM5 208H7V207H5ZM12 208H13V207H12ZM78 208H79V207H78ZM96 208H95V212H96L97 210H98V211H99V210H100V211H103V210H101V209H103L104 207H103V208L101 207V209H100L99 207H98V209H96ZM114 208H115V207H114ZM114 208H113V210H114ZM146 208H147V207H146ZM148 208H149V206H148ZM148 208H147V209H148ZM154 208L152 209L153 211H154ZM203 208H201V209H202V210H201L202 213H203ZM208 208H209V209L211 208V210H210V211H207V210H209ZM3 209H4V207H3ZM3 209L1 208L0 210L3 211ZM7 209H8V208H7ZM10 209H11V207H10ZM10 209H9V210H10ZM79 209H80V208H79ZM79 209H77V210H79ZM82 209H85V207L82 208ZM143 209H144V208H143ZM155 209H156V208H155ZM157 209H158V208H157ZM190 209H191V208H190ZM262 209H263V207H262ZM4 210H6V209H4ZM20 210H21V209H20ZM85 210H86V209H85ZM110 210H111V208H110ZM113 210H112V212H113ZM144 210L146 211V209H144ZM150 210H151V207H150ZM192 210H193V214L196 213L195 211L198 212V210H196V208H195V211H194V209H192ZM259 210H260V209L258 208V211H259ZM81 211H82V210H81ZM81 211H80V212H81ZM86 211H87V210H86ZM86 211H84V212H86ZM98 211H97V212H98ZM100 211H99L98 213H100ZM114 211H115V210H114ZM148 211H149V210H148ZM148 211H147V212H148ZM153 211H152V212H153ZM163 211H164V210H163ZM199 211H200V209H199ZM250 211H251V210H250ZM250 211H249V213H250ZM261 211H262V210H261ZM16 212H17V211H16ZM39 212H40V209H39ZM77 212H78V215H75V213L77 214ZM84 212L82 211V213H81L80 216H79L81 219L84 217V218L82 219V221H83L85 218H86L85 220H87V218L89 219V217H90V218L95 217V216H90V215H91L90 212L87 213V214H90L89 216H87V214H86L87 217L84 216V215L82 216V214H83ZM92 212H93L94 214H93ZM104 212H106V211H104ZM104 212H101V213H103V215L105 216V214H107L108 211H107L106 213H104ZM157 212L159 213V210H158ZM165 212H167V211H165ZM189 212H191V210H189ZM201 212H199V214H200ZM213 212H214V211H213ZM251 212H252V214L254 215V214L257 212V210H256V212H254V213H253V211H251ZM262 212L264 213V210H263ZM3 213H4V212H3ZM18 213H19V211L17 212V214H18ZM110 213H111V212H110ZM148 213H149V212H148ZM158 213H157V214H158ZM160 213H162V212H160ZM207 213H206V214L204 213V214H205V215H208ZM1 214H2V212H1ZM5 214H7V213H5ZM11 214H12V213H10V215H11ZM14 214H15V213H14ZM22 214H24V213H22ZM25 214H26V213H25ZM45 214H46V213H45ZM149 214H151V213H149ZM157 214L155 213L154 215H157ZM165 214H167V213H165ZM165 214H164L163 216H166ZM188 214H189V213H188ZM188 214H187V216H188ZM191 214H192V212L189 214V215H190L189 218H190V217L192 218V215H193V214H192V215H191ZM199 214H197L198 217L200 216ZM204 214H203V215H204ZM252 214H251V216H252ZM258 214H259V213H258ZM260 214H261V213H260ZM7 215H8V214H7ZM101 215H102V214H101ZM103 215H102V217H104ZM142 215H143V214H142ZM145 215H146V214H145ZM152 215H153V213H152ZM159 215H160L159 218L161 217V220H162V216H161V214H159ZM167 215H168V214H167ZM195 215H196V214H195ZM197 215H196V216H197ZM263 215H264V214H263ZM0 216H1V215H0ZM8 216H9V215H8ZM11 216H13V217L15 218L14 215H11ZM17 216H18V215H17ZM81 216H82V217H81ZM196 216H195V218H196ZM211 216H212V215H211ZM211 216H209V218H210ZM256 216H257V214H256ZM258 216H259V215H258ZM5 217H6V216H5ZM21 217H22V216H21ZM132 217H133V216H132ZM147 217H148V216H147ZM155 217H156V216H155ZM157 217H158V215H157ZM206 217H208V216H206ZM260 217H261V216H260ZM17 218H19V220H21V219H20V216H19V217H16V219H17ZM106 218H107V215L105 216V223H107V222H106V220H107ZM140 218H142V217H140ZM195 218H194V219H191L192 221H190V223L193 222V220H196V221H200L199 223L201 224L202 220H203V221L208 220V218H206V219H205V218L201 219L202 217H201L199 220H197V218H196V219H195ZM256 218H257V217H256ZM27 219H28V218H27ZM132 219H133V220H136L137 217H133ZM164 219H167V218L165 217ZM204 219H205V220H204ZM254 219H255V218H254ZM1 220H2V219H1ZM4 220H5V219H4ZM10 220L15 221L14 219H12V217H10V219L8 220V221H9L8 223L11 222ZM17 220H18V219H17ZM100 220H101V219H100ZM102 220H103V219H102ZM102 220H101V221H102ZM133 220H131V221H133ZM154 220H155V219H154ZM158 220H159V219H158ZM167 220H170V219H167ZM189 220H190V219H189ZM189 220H188V223H189ZM6 221H7V220H6ZM13 221H12V223H13ZM78 221H79V218H78ZM131 221H130V223H131ZM136 221H137V220H136ZM155 221H156V220H155ZM155 221H153L152 223H154ZM162 221L165 223V220H162ZM170 221H171V220H170ZM170 221H168L169 224L166 223V225H164L165 228H167V227H166L167 225H171V226L174 225L175 222L173 223V220H172V223H173V224H171ZM252 221H253V218H252ZM4 222H5V221H4ZM22 222H23V221H22ZM29 222H30V221H28V223H29ZM133 222H134V221H133ZM142 222H143V221H142ZM148 222H149V221H148ZM156 222H157V221H156ZM166 222H167V221H166ZM176 222H177V224H178V221H177V220H176ZM5 223H7V222H5ZM15 223H18V222H15ZM19 223H20V221H19ZM43 223H44V221H43ZM77 223H78V222H77ZM85 223H87V222H85ZM85 223L83 222V224H85ZM100 223H101V222H100ZM103 223H104V222H103ZM134 223H136V222H134ZM134 223H133V224H134ZM152 223H150V225H151ZM157 223H159V222H157ZM184 223L186 224V222H184ZM190 223H189V224H190ZM241 223H242V222H241ZM246 223H247V222H246ZM254 223H255V222H254ZM24 224H25V223H24ZM31 224H32V223H31ZM31 224H30V225L27 224V225L31 227ZM136 224H137V226H138V222H137ZM136 224H135V225H136ZM140 224H141V223H140ZM140 224H139V228L141 227L140 229H142V224H141V225H140ZM143 224H144V223H143ZM161 224H163V223H161ZM185 224H184V225L181 224V228H179V227H178V228L181 229V230H183V228H186ZM192 224H193V223H192ZM200 224H198V225H200ZM239 224H240V222H239ZM247 224H248V223H247ZM252 224H253V223H252ZM256 224H257V223H256ZM3 225H6V224H3V222H2L0 227L2 228ZM7 225H8V224H7ZM9 225H10V224H9ZM17 225H18V224H17ZM75 225H76V224H75ZM85 225H86V224H85ZM105 225H106V224H105ZM131 225H132V224H131ZM131 225H130V226H131ZM150 225L148 224L149 227H148V226H147V227L150 228V227H151ZM156 225H157L156 223L153 224V226H156ZM159 225H160V224H159ZM194 225H196L197 227L202 226V224H201L200 226H198L197 224H194ZM245 225H246V224H245ZM245 225H242V226H245ZM260 225H261V224H260ZM11 226H13V225L11 224ZM86 226H87V225H86ZM98 226H99V225H98ZM103 226H104V225H103ZM143 226H144V227L146 226V222H145V224H144ZM157 226H158V225H157ZM161 226H162V225H161ZM161 226H158V227H160V228H159L160 230H161ZM171 226H170V227H171ZM177 226H178V225H177ZM190 226L192 227L191 224H190ZM196 226H194V227H196ZM234 226H235V225H234ZM236 226H237V225H236ZM239 226H240V225H239ZM248 226H249V225H247V227H248ZM262 226H263V225H262ZM8 227H9V229H10V226H8ZM100 227H102V226L100 225ZM104 227H105V226H104ZM135 227H136V226H135ZM144 227H143V229H144ZM182 227H183V228H182ZM194 227H192V228L194 229ZM204 227H205V226H203V227H201V228H204ZM245 227H246V226H245ZM245 227H244V229H243V227H238V228H242V229L245 231V230L247 229V228L245 229ZM4 228H5V227H3V229H4ZM14 228H15V226L13 227V230H14ZM27 228H28V227H27ZM76 228H77V229H76ZM81 228H82V229H81ZM97 228H98V227H97ZM145 228H146V227H145ZM174 228L176 229L177 227H175V225H174V227L172 226V229H174ZM178 228H177V229H178ZM187 228H189V227H187ZM209 228H211V227L206 226V228H204V229H207L208 232H209ZM213 228H214V227H213ZM213 228H212L211 230H213ZM231 228H232V227H231ZM260 228H262V227H260ZM3 229H2V230H3ZM6 229L8 230V228H6ZM6 229H5V231H7ZM16 229L19 230V231L21 232L22 226H21V229H19L18 227H16V228H15V231H17ZM23 229H24V228H23ZM74 229H75V230H74ZM78 229H79V231L82 230L83 232H87V233H89V235H87V233H85V234L82 235V236L85 235V236L83 237V238L85 239L84 242H81V241H83V240H79L80 233H82V232L78 233V232H79ZM88 229H91L92 231H91V230L87 231ZM98 229H99V228H98ZM102 229H103V228H102ZM105 229H106V228H105ZM131 229H132V228H130V230H131ZM134 229H135V228H134ZM137 229H138V228H137ZM143 229H142L141 231L145 233V231H144ZM153 229H154V228H153ZM153 229L150 228V229H148L149 231L146 230V229H145V230H146V232L148 231L149 234H150V230H151V234H152V231H153V232L155 231V229H154V230H153ZM156 229H157V231L159 230L158 228H156ZM167 229H168V228H167ZM179 229H178V230H179ZM193 229H192V231H193ZM219 229L221 230V228H219ZM226 229H227V228H226ZM226 229H225V230L223 231V233H222V230H221V232H220L219 230H218L217 232H215V231L217 230V228H216V230L212 231V233H213V235H214V233H218V236L221 237V235L224 234V232L226 231ZM228 229H229V227H228ZM251 229H252V228H251ZM0 230H1V229H0ZM11 230H12V229H11ZM11 230H10V231H11ZM24 230H25V229H24ZM24 230H22L21 233H24ZM100 230H101V229H100ZM160 230H159V231H160ZM195 230H197V229H194V231H195ZM211 230H210V231H211ZM235 230H236V229H235ZM237 230H238V229H237ZM237 230H236V231H237ZM240 230H241V229H240ZM247 230H248V229H247ZM254 230H255V229H254ZM254 230H251V231H254ZM48 231H49V230H48ZM77 231H78V232H77ZM98 231H99V230H98ZM105 231H106V230H105ZM161 231H162V230H161ZM163 231H164V230H163ZM168 231H169V230H168ZM171 231H172V230H171ZM173 231H175V230H173ZM184 231H187V230H183V232H184ZM188 231H190V228L188 229ZM188 231H187V232H188ZM194 231H193V232L190 231L191 236H194V237L197 236L198 238H199V237L201 238L203 235H205V234H203V235L200 234V233H201V232H199V231H200V228H199V231H198V230L196 231V233H194ZM203 231L205 232L206 230H203ZM203 231H202V233H203ZM227 231H228V230H227ZM232 231H234V228H233ZM236 231H235V232H236ZM7 232H9V230H8ZM13 232H14V231H12V233H13ZM20 232H18V233H20ZM137 232H138V231H137ZM187 232H186V234H187ZM197 232H199V235H200V236H198V233H197ZM208 232L206 231L205 233L208 234ZM254 232L256 233V231H254ZM257 232H258V231H257ZM1 233H2V232H1ZM9 233L12 234L11 232H9ZM9 233H7V234H9ZM96 233H97V232H96ZM96 233H95V235H94V238L97 237V235H98V234H96ZM99 233H100V231H99ZM103 233H104V234H103V237H104V235H105V233H106V232H104V229H103ZM130 233H131V231H130ZM133 233H134V232H133ZM154 233H156V231H155ZM165 233H166V232H164L163 237L165 236ZM173 233H174V232H173ZM175 233H176V232H175ZM181 233H182V232H181ZM184 233H185V232H184ZM192 233L196 234V236L193 235ZM212 233H211V235H212ZM226 233H228V232H226ZM233 233H234V232H233ZM14 234H15V233H14ZM16 234H17V233H16ZM101 234H102V231H101ZM101 234H99V235H101ZM131 234H132V233H131ZM135 234H136V230H135ZM138 234H139V233H138ZM151 234L149 235V236H150L149 239L151 238V236H154V235H151ZM156 234H159V233L157 232ZM156 234H155V235H156ZM162 234H163V233H161V235H162ZM170 234H171V233H170ZM186 234H185V235H186ZM230 234H231V233H230ZM230 234L228 233V235H230ZM257 234H258V233H257ZM5 235H6V232H5V233L3 232L2 235H0V236H1V237H0L1 241L6 239V236H5ZM24 235H25V233H24ZM106 235H108V234H106ZM111 235H112V233H111ZM120 235H122V234H120ZM127 235H128V234H127ZM129 235H130V234H129ZM133 235H134V234H133ZM141 235H142V233H141ZM143 235H144V234H143ZM166 235H167V234H166ZM188 235H189V234H187V236H188ZM213 235H212V236H213ZM226 235H227V234H226ZM226 235H225V236L223 235V236H224V237H227ZM232 235H234V234H232ZM254 235H255V234H254ZM262 235H263V234H262ZM10 236H14V237L12 238V239L14 240L15 235L12 234V235H10ZM31 236H32V235H31ZM101 236H102V235H101ZM144 236H146V233H145ZM157 236H158V235H157ZM208 236H210V234H209ZM212 236H211V237H212ZM215 236L217 237V235H215ZM236 236H238V235H236ZM236 236H235V237H236ZM259 236H260V235H259ZM263 236H264V235H263ZM98 237H100V236H98ZM120 237H121V236H120ZM131 237H132V236H131ZM134 237H135V236H134ZM137 237H138V236H137ZM139 237H140V236H139ZM147 237H148V235H147ZM147 237H146V238H147ZM154 237H155V238H152V239H153L152 242H154V239L156 240V236H154ZM194 237H192V238H194ZM206 237H207V236H206ZM206 237H205V238H206ZM216 237H215V238H216ZM228 237H229V236H228ZM228 237H227V239L230 238V237H229V238H228ZM239 237H240V236H239ZM245 237H246V236H245ZM21 238H22V237H21ZM89 238H90V237H89ZM101 238H102V237H101ZM107 238L109 239L110 237L107 236ZM123 238H125V237H123ZM135 238H136V237H135ZM141 238L144 239L142 236H141ZM160 238H162V237L160 236ZM169 238H170V237H169ZM169 238H168V239H169ZM173 238H174V237H173ZM198 238H196V239L194 238V239L197 241ZM208 238H210V237H208ZM217 238H218V237H217ZM217 238H216V239H217ZM240 238H241V237H240ZM255 238H256V237H255ZM7 239H8V238H7ZM9 239H10V238H9ZM9 239H8V240H9ZM19 239H20V238H19ZM80 239H81V237H80ZM126 239H127V238H126ZM139 239H140V238H139ZM139 239H136V240L138 241ZM142 239H141L140 242H142V243L145 242V241H143ZM158 239H159V238H158ZM168 239H167L166 242H168L169 240H171V238H170L169 240H168ZM203 239H204V236H203ZM210 239H211V238H210ZM212 239H213V237H212ZM225 239H226V238H225ZM225 239H223V237H222V241H221L220 238H219L218 243L221 241L222 243L220 242L219 244H223V241H224ZM253 239H254V238H253ZM13 240H12V241H13ZM23 240H25V239H22L21 241H23ZM98 240H100V239L98 238ZM106 240H107V239H106ZM118 240H119V239H118ZM130 240L133 241L132 239H130ZM147 240H148V238H147ZM173 240H174V239H173ZM198 240H199V239H198ZM230 240H231V239H229V241H230ZM254 240H255V239H254ZM6 241H7V240H6ZM6 241H4V243H6V245H8V244L10 245V243L12 242V241L10 240V241H9L10 243L7 244ZM17 241L20 242V240H17ZM102 241H104V240L102 239ZM102 241H101L100 243H102ZM109 241H110V239H109ZM109 241H108V242H109ZM128 241H129V239H128ZM149 241H151V240H149ZM171 241H172V240H171ZM200 241H202V240H200ZM204 241H208V243H207V242H206V243L209 245L210 240L207 239V240H204ZM204 241H202V244H203ZM213 241H216V240L214 239ZM227 241H228V240H227ZM259 241H260V240H259ZM259 241H258V242H259ZM2 242H3V241H2ZM18 242H17V244H18ZM87 242H86V243H87ZM95 242L98 243V242L96 241V238H95ZM104 242H105V241H104ZM108 242H106V243L109 244ZM110 242H111V241H110ZM122 242H123V244H124V241H121V243H122ZM138 242H139V241H138ZM138 242L135 241V242H133V243H134V244H135V243L137 244ZM146 242H147V241H146ZM146 242H145V243H146ZM152 242H151V243H152ZM162 242L165 244V246H166V244H167V246H169L168 243H166L164 240L159 241L158 246H160L159 244H161ZM197 242H198V241H197ZM224 242H226V241H224ZM4 243H3V244L1 243V244L4 245ZM13 243L16 244L15 241H14ZM13 243H12V244H13ZM92 243H93V240H92ZM111 243H112V242H111ZM119 243H120V241H119ZM119 243H118V244H119ZM126 243L128 244V242H126ZM145 243H144L143 245H146ZM148 243H150V242H148ZM148 243H147V244H148ZM151 243H150V245H151ZM155 243H156V242H155ZM169 243H170V241H169ZM176 243H177V242H176ZM189 243H191V242H189ZM192 243H194V242H192ZM206 243H205V244H206ZM218 243H216V244H218ZM230 243H233V242H230ZM230 243H229V244H230ZM19 244H20V243H19ZM59 244H58V245H59ZM71 244H72V245H71ZM90 244H91V241H90ZM98 244H99V243H98ZM98 244H97V245H98ZM115 244H116V243H115ZM127 244H125V245L127 246ZM134 244H133V245H134ZM136 244H135V245H136ZM138 244H139V243H138ZM172 244H173V243H172ZM186 244H187V242H186ZM207 244H206V245H207ZM210 244H213V242L210 243ZM219 244H218V245H219ZM226 244H228V243L226 242ZM226 244H225V245H226ZM229 244H228V245H229ZM234 244H235V243H234ZM22 245H23V244H22ZM64 245H65V246H64ZM86 245H87V244H85V246H86ZM88 245H89V244H88ZM88 245H87V246H88ZM95 245H96V244L94 243V245H93V246H89V248L94 247ZM102 245H103V244H102ZM116 245H117V244H116ZM116 245H115V247L118 246V245H117V246H116ZM119 245H120V244H119ZM135 245H134V247H135ZM140 245H141L140 247L143 246L142 244H140ZM150 245H149V246H150ZM161 245H162V244H161ZM187 245L189 246L190 244H187ZM192 245L194 246V244H191V245H190L191 248H194V247H192ZM200 245H201V244H200ZM206 245H205V246H206ZM0 246H1V245H0ZM10 246H11V245H10ZM75 246H74L73 250L75 249ZM80 246H81V245H80ZM99 246H101V245H99ZM113 246H114V245H113ZM129 246H130V250L132 251L134 247H133L131 244H129ZM131 246L133 247L132 249H131ZM149 246H148V247H149ZM153 246H154V245H153ZM158 246H157V247H158ZM163 246H164V245H163ZM163 246H162V248L165 247V246H164V247H163ZM167 246H166V247H167ZM171 246H172V245H171ZM171 246H170V249H171ZM188 246H187V247H188ZM190 246H189V247H190ZM205 246H204V244H203V245L200 246V247L203 248V247H205ZM210 246H211V245H210ZM232 246H233V245H232ZM232 246H231V244H230V247H229V248H231ZM83 247H84V246H82V248H83ZM103 247H104V245H103ZM119 247L123 248L122 246H119ZM143 247H144V246H143ZM145 247H147V245H146ZM160 247H161V246H160ZM195 247H196V246H195ZM200 247H198V249L201 250ZM206 247H207V246H206ZM234 247H235V246H234ZM237 247H238V246H237ZM240 247H241V246H240ZM68 248H69V247H68ZM68 248H67V250L69 251ZM77 248H78V247H76V249H77ZM79 248H80V247H79ZM79 248H78V251L82 249V248H81V249H79ZM105 248H106V246H105ZM105 248H101V249L103 250V249H105ZM127 248H129V247L127 246ZM135 248H137V245H136ZM162 248H160V249L162 250ZM172 248H173V246H172ZM207 248H209V247H207ZM212 248H213V247H212ZM235 248H236V247H235ZM94 249H96V248H93V249L91 248L92 251H93ZM101 249H100V250H101ZM107 249H109V247H107ZM107 249H106V250H107ZM116 249H117V248H116ZM139 249H140V248H139ZM152 249H153V248H152ZM160 249H159V247H158V250H160ZM165 249H166V248H164V250H165ZM168 249H169V248H168ZM170 249H169V250H170ZM186 249H187V248H186ZM189 249H190V248H189ZM231 249H232V248H231ZM9 250H10V249H9ZM97 250L99 251V248L95 250L96 253H97ZM102 250H101V251H102ZM109 250H110V249H109ZM118 250H119V249H118ZM118 250H117V251H118ZM127 250H128V249H127ZM134 250H135V249H134ZM190 250H192V249H190ZM200 250H199V251H200ZM236 250H237V249H236ZM242 250H243V247L241 248V250H239V253H240V251H242ZM247 250H248V249H247ZM247 250H246V251H247ZM75 251L78 252L77 250H75ZM84 251H85V250H84ZM86 251H87V248H86ZM124 251H125V250H124ZM128 251H129V250H128ZM147 251H148V250H147ZM147 251H146V252H147ZM149 251H150V254L147 253V255L149 254V256L147 257V255H146L145 257L150 258V256L155 255V253H156V255H155V258H156V256L159 257V255H161V253H162L163 250H162V251H159V252H160L159 255H157L158 252H153V251H151V250H149ZM246 251H245V248H244V252H245V253H246ZM6 252H7V250L5 251V253H6ZM9 252H10V251H9ZM70 252H72V249H71ZM81 252H82V251H81ZM99 252H100V251H99ZM111 252H113V251H111ZM118 252H119V251H118ZM121 252H122V251H121ZM125 252H126V251H125ZM132 252H133V251H132ZM140 252H141V251H140ZM165 252L167 253V249L165 250ZM165 252H164V253H165ZM216 252L218 253L217 250H216L215 252H213V253L216 254ZM219 252H220V251H219ZM235 252L238 253V251H235ZM10 253H11V252H10ZM85 253H86V252H85ZM93 253H94V252H93ZM93 253H92V254H93ZM101 253H102V252H101ZM104 253H106V251H105ZM113 253H114V252H113ZM115 253H116V252H115ZM141 253H142V252H141ZM151 253H152V254H151ZM213 253H211V254H213ZM237 253H236V254H237ZM242 253H243V251H242ZM254 253H257V252H254ZM258 253H259L258 255H262V254H260V251H259ZM36 254H37V253H36ZM77 254H80V253H77ZM90 254H91V253H90ZM102 254H103V253H102ZM108 254H110V253H108ZM138 254H139V253H138ZM138 254H137V255H138ZM144 254H146V253H144ZM144 254H143V255H144ZM162 254H163V253H162ZM170 254H172V253H170ZM183 254L185 255L186 253L183 252L182 254H179V257H178V254H174V255H176V256H174V258H173L172 256H171V257L173 258V261H175V263H176V259H177V258L180 259L179 262L181 261V258L183 257V256H182ZM190 254L193 255V253H190ZM219 254H220V253H219ZM230 254H231V253H230ZM230 254H229V255H230ZM240 254H241V253H240ZM240 254H238V255H240ZM246 254H247V253H246ZM246 254H244V255H246ZM248 254H249V253H248ZM252 254H253V251H252ZM252 254H251V255H252ZM40 255H41V254H40ZM83 255H84V254H83ZM95 255H96V254H95ZM95 255H93V256H95ZM114 255H115V254H114ZM134 255H135V254H134ZM143 255H142V256H143ZM164 255H165V254H164ZM164 255H161V256H164ZM188 255H189V254H188ZM198 255H199V254H198ZM198 255H197V256H198ZM238 255H236V256H238ZM251 255H250V256H251ZM81 256H82V254H81ZM98 256H99V255H98ZM104 256H105V255H104ZM109 256H110V255H109ZM180 256H182V257L180 258ZM186 256H187V255H186ZM189 256H190V255H189ZM189 256H187V257H188V259H189L190 261L184 256V257H185V260H184V258H183L184 262L187 263V261L191 262V260H192L193 258L196 259V257H193V256H192V259H190L191 257H189ZM219 256H220V255H218V257H219ZM221 256H222V255H221ZM227 256H228V255H227ZM0 257H1V256H0ZM38 257H39V256H38ZM85 257H88V256H85V255H84V258H85ZM89 257H90V256H89ZM99 257L101 258V256H99ZM158 257H157V259H159ZM165 257H166V256H165ZM175 257H177V258H175ZM198 257H199V260L201 261V259H202L203 256H201V254H200ZM198 257H197V258H198ZM200 257H201V259H200ZM209 257H210V255H209ZM211 257L213 258V256H211ZM222 257H223V256H222ZM248 257H249V256H248ZM255 257H256V256H255ZM263 257H264V256H263ZM82 258H83V256H82ZM84 258H83V259H84ZM96 258H97V257H96ZM96 258H95V259H96ZM152 258H154V256H153ZM203 258H207V256H206V257L204 256ZM220 258H221V257H220ZM223 258H224V257H223ZM232 258H233V257H232ZM240 258H241V257H240ZM257 258H258V260H259L260 257H256V259H257ZM261 258H262V257H261ZM4 259H5V258H3V262H4V264H6L5 261H4ZM85 259H86V258H85ZM164 259L167 261L168 258L166 259V258L163 257V260H164ZM174 259H175V260H174ZM194 259H193L192 262H194ZM213 259L216 260V257L213 258ZM217 259H218V258H217ZM224 259H225V258H224ZM262 259L264 260V258H262ZM10 260H11V259H9V261H10ZM86 260H87V259H86ZM92 260H93V259H92ZM152 260H153V259H152ZM154 260H155V259H154ZM160 260H162V259L160 258ZM160 260H158V261H160ZM165 260H164L163 262H165ZM197 260H198V259H197ZM203 260H205V259H203ZM206 260H207V259H206ZM206 260H205V261H206ZM219 260H220V259H219ZM219 260H218V261H219ZM233 260H234V258H233ZM240 260H241V259H240ZM253 260H254V257H253ZM258 260H257V261H258ZM260 260H261V259H260ZM11 261H12V260H11ZM13 261H14V260H13ZM13 261H12V262H13ZM42 261H45V260H42ZM88 261H89V259H88ZM171 261H172V259H171ZM171 261H170V264L172 263ZM177 261H178V260H177ZM211 261H213V260H209V262H211ZM220 261H221V262H224L223 260H220ZM245 261H247V264L250 262V261H248V260H245ZM3 262H2V263H3ZM132 262H133V261H132ZM132 262H131V264H132ZM163 262H162V263H163ZM179 262H178V263H179ZM182 262H183V261H182ZM182 262H180L179 264H181ZM184 262H183V263H184ZM189 262H188V263H189ZM192 262H191V264H192ZM198 262H199V261H198ZM201 262H202V263H199V264H205V263H207V262H203V261H201ZM221 262H220V264H223V263H221ZM254 262H256V261L254 260ZM2 263H1V260H0V264H2ZM7 263H9V262H7ZM26 263H27V262H26ZM44 263H45V262H44ZM57 263H59V262L57 261ZM183 263H182V264H183ZM195 263H196V262H195ZM224 263H225V262H224ZM251 263H252V262H251ZM258 263H259V262H258ZM62 264H63V263H62ZM64 264H65V263H64ZM66 264H67V263H66ZM165 264H166V263H165ZM167 264H169V261H168ZM173 264H174V262H173ZM176 264H177V263H176ZM184 264H185V263H184ZM193 264H194V263H193ZM196 264H198V263H196ZM211 264H212V263H211ZM213 264H214V263H213ZM249 264H250V263H249ZM254 264H257V263H254Z\"/></svg>",
  "mask_w": 264,
  "mask_h": 264
}]
</instances>
